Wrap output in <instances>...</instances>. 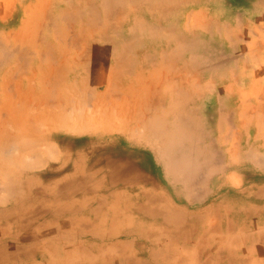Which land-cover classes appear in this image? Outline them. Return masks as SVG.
Returning <instances> with one entry per match:
<instances>
[{
    "label": "rangeland",
    "instance_id": "374dc122",
    "mask_svg": "<svg viewBox=\"0 0 264 264\" xmlns=\"http://www.w3.org/2000/svg\"><path fill=\"white\" fill-rule=\"evenodd\" d=\"M154 17L158 27L175 29L164 35L163 42L159 41L162 31L154 36L148 32ZM93 30L108 32L114 45L135 54L138 62L153 55L148 45L159 47L157 61L146 66L144 74L150 86L161 85L167 100L178 97L174 82L182 79V134L189 126L195 132L189 130L182 138L180 186L169 170V156L156 157L148 148L145 129L110 131L102 118L103 111L120 115L136 106L143 96L140 83L116 86L110 80L112 69L76 74V64L70 59L75 54L68 44L81 31L89 35ZM252 33L257 38L264 35V0H0V97H7L0 106V161L12 165L26 161L30 172L46 174L59 160L47 154L33 158L34 148H41L75 162L84 156L87 165L86 183L82 184L79 174L72 175L73 186L64 197L72 193L74 201L68 205L63 201L60 207L40 201L52 192L49 184L54 180H34L29 197L12 195L5 181L13 173L0 165V220L5 226L0 245H23L28 251L53 248L56 255L66 246L86 249L96 240L90 229L108 230L110 223L102 222H111L124 203L134 201H125L126 194H139L148 201L147 194L152 200L165 201L162 206L175 201L207 204L210 211L208 195L221 176L226 191L222 181L218 188L227 192L228 202L247 187L252 194L244 204L255 202L247 208L264 210V37L262 44L248 45L246 38L255 40ZM178 66L182 67L169 78L160 75L161 70ZM115 93L121 96L112 102ZM30 99L36 103L24 110L25 116L37 124L32 133H24V112L14 105ZM49 118L57 125L55 139L46 138ZM39 161L46 165L38 167ZM21 187L22 191L26 188ZM175 188L182 189L181 199L174 195ZM62 207H69L70 212L57 216L55 212ZM188 212L190 217L198 215ZM69 221L74 230L64 226ZM207 221L213 227L217 223L214 216ZM87 224L91 226L86 232ZM191 256L188 260L195 264ZM70 257L65 258L70 264L86 263L80 253Z\"/></svg>",
    "mask_w": 264,
    "mask_h": 264
},
{
    "label": "bare ground",
    "instance_id": "6f19581e",
    "mask_svg": "<svg viewBox=\"0 0 264 264\" xmlns=\"http://www.w3.org/2000/svg\"><path fill=\"white\" fill-rule=\"evenodd\" d=\"M157 21L158 20L154 17L153 24L148 32L154 36L155 32L159 33L162 31V36L159 41L163 42L166 38L164 35L168 36V33L172 34L175 29L171 26L167 28L158 27V24H156ZM96 30H93L89 35H85V33L81 31L80 35L73 39V43L71 42L70 45L68 44L71 53L75 54L73 58L70 56V59L76 64V74L77 72H82L88 76L92 73L95 74L99 69H112L110 72V80L114 85L126 86L127 84H133V81L140 83L143 96H140L139 99L136 96L138 99V104H136V106L133 105L128 112H118L120 115L103 111L102 118L108 123V130L110 131L124 130L128 132L129 129L133 127L145 129L147 131L146 141L148 143V148L156 153V157L161 155L169 156V160L167 161L170 168L169 170L173 180L177 183L182 176V162L184 160L182 159V138L188 133L187 131L195 129L189 126L184 129V133L182 134V79L175 80L174 82L173 90L178 93V97H170V99L167 100L165 94L162 92L163 90H161V85L158 87L150 86L149 83L151 82H148L144 74V68L157 61L156 51L159 47H153L147 44V48L151 49L153 55L147 56V58L141 61L139 60L138 62L135 54L126 53L123 47L120 48V45H114L110 36L107 35L108 32ZM165 54H169V52ZM168 57H170V55H168ZM112 63H115L114 68L111 67ZM184 66L187 67L188 65L186 64ZM181 67L182 66L174 67L167 71L161 70L160 75L169 78L176 69ZM112 71H116L115 73H118V75ZM152 73L149 75L150 78L152 77ZM228 79L230 80V75ZM51 81L52 80H48L47 84H52ZM243 83L244 81H242V84ZM114 89H116V87ZM31 92L35 93L36 89L33 87ZM136 92L138 95V90H136ZM119 94L115 93V95L112 96V102L121 96ZM1 97L0 106H3L7 97L5 99ZM9 100H11V98ZM35 103L36 101L30 99L25 103L15 104L14 108L19 112H24V110L33 107ZM23 116L26 128L24 133H32L34 124L37 123L32 122V120H27L25 112ZM46 120L47 122L45 125L47 126V130L50 131L49 133L45 132L47 133L46 138L55 139L53 134L57 131V125H55L50 118ZM192 132L194 133L195 130ZM46 138H44V140H47ZM49 143L45 144V146L49 147ZM41 150V148H34L32 157L40 158L47 154L50 158L57 161L59 160V164L57 166L54 165V168L46 174H34L30 172L31 169H26V167H28L26 161L22 163L18 161L17 165L2 163V161H0V165L3 167L2 169L13 173V175L5 181V183L8 182L10 185L11 194L18 196H23V194H25L26 197H29L32 193L31 188L36 181L44 180L46 183L50 180H54V183L49 184L52 192L46 196L45 200L40 199V201H55L58 202L56 205L58 207H60L59 203H61L59 201H74L71 195L72 193H70V198L64 197L65 191L72 188L73 183L71 182V176L74 174H79L82 184L86 183L87 165L86 161H82L84 156H80L78 161L75 162L68 156L59 159L60 157L49 149L45 151ZM28 162L32 163L31 161ZM43 165H46L43 161H39L37 164L38 167ZM233 165L234 164H232L231 167H234ZM16 167H18L17 170L15 169ZM227 168L229 167L227 166ZM220 181H222L223 186ZM179 184L180 183H177V186ZM22 185L26 187L23 191L21 189L24 188L21 187ZM221 186L224 188L223 190L226 191L227 186L222 176L214 181L212 184V195H208L211 198L212 205L210 211L208 210L209 205L207 204H201L199 206L190 205V203L188 205H180V201H175L173 205H177L179 207L177 209L173 205L162 206V203L165 201L152 200L147 194L146 197L148 201H143V196L139 194H126L124 197L125 201L132 199H134V201L130 204L124 203L125 206L121 209L120 214L118 213L113 217L111 222H102L106 224L110 223L108 230L91 228L90 230H92L91 232L96 237V240L86 249L79 251L67 246L64 247L57 252L58 255L55 254V264H70L65 258H69L74 253H80L86 256L80 259L86 262L85 264H190L193 263L191 259L188 260V258L192 257L191 255L196 259L195 264H251L252 262H248L242 252L248 251L249 257H252L253 253L256 255L260 254L261 250L264 251V245L259 247L260 241L262 239L264 240V236L253 234L248 244L242 247L240 253H235L225 248H218V250H216V247H219L224 239V236H222L220 232L226 231L230 233L232 227L238 224L237 218H243L241 219L243 222L240 221V228L245 226H249L250 228L261 226L264 223V210H260L259 208V211L256 207L248 209L244 204V202L247 201V197L252 194V191H248L247 187L246 189L243 187L244 189L235 196L234 193H232L234 200L230 203L225 198L227 192L224 193L222 189L218 188ZM192 187L193 185L191 184L190 188L192 189ZM185 189L188 190L189 186H186ZM42 190L43 188L39 189V192L42 193ZM256 190L259 192L260 187ZM28 191L29 193H27ZM172 191L174 195L181 199V188H175ZM258 196H260V194ZM210 198L203 201L210 200ZM203 206L207 207V209L202 210V208H204ZM63 208L64 207L57 209L55 212L57 216L64 215L65 212H70L69 207H67V209ZM182 211L186 212V214L182 213ZM188 211L198 212V215L190 217V215L187 214ZM210 216H214L216 219L217 224L215 228H213L212 222L207 221V218ZM208 222L210 224L209 226H211L214 231V236L211 239H207L204 233L200 234L195 231L198 228L201 230H204V228L206 229ZM64 226H69V230L75 229L72 227L71 221L64 224ZM89 226H91V224H87L84 231L87 232L86 228L89 229ZM180 226H182V232L179 231L181 229ZM79 239L80 238H78V240ZM58 240L59 239L56 240V243ZM175 241L178 243L181 242V244H177ZM94 252H97L98 255L95 256ZM38 253L40 254L41 252L38 251ZM27 254L26 257L31 260L32 255L29 252ZM39 257L41 258V255ZM35 264L44 263L39 262Z\"/></svg>",
    "mask_w": 264,
    "mask_h": 264
},
{
    "label": "crops",
    "instance_id": "0c3cea01",
    "mask_svg": "<svg viewBox=\"0 0 264 264\" xmlns=\"http://www.w3.org/2000/svg\"><path fill=\"white\" fill-rule=\"evenodd\" d=\"M250 35H251V32H250ZM262 37H264V35ZM262 37L257 38V36L254 35L255 40L253 42H251V38H246V40H247L248 45H251V44L252 45H258V44H262V43H259L261 41ZM263 40H264V38H263ZM59 202H61V203H59L61 205L63 201H59ZM52 203L54 205L58 204V202H54V201H52ZM254 203L255 202L248 203L246 205L249 206V204H250L253 206ZM65 204L68 205V201H66ZM257 210H259V208ZM52 212H54V211H52ZM241 219H243V218H237L238 224L234 225V227H232V231L230 233H228L226 231L220 232L222 234V236H224V239L222 240L221 245L219 247L218 246L216 247V250H218V248H225V249L230 250L232 252L240 253L242 250V247L244 245L248 244V241L250 240V237L253 234H257L259 236H264L263 235L264 234V223L261 225L262 227L256 226V227L250 228L249 226H247V227L245 226L243 228H240V226H241L240 221L243 222V220H241ZM212 221L214 222V219H212ZM216 224L217 223H215L214 227L216 226ZM180 227H181V229L179 231L182 232V226H180ZM198 229L195 230L196 233H200V234L204 233L206 235L207 239L213 238L214 231H213L212 227L209 226V224H208L206 229L204 228V230H201L200 228H198ZM4 230H5V226L2 224V222L0 220V243L3 242L2 240H4V238H2V236H1V235H3ZM179 231H177V232H179ZM22 232H26V228H24V231H22ZM22 232L20 234H22ZM242 234H244V235H242ZM12 238H13V240L17 239L15 235ZM174 238H176V237H174ZM263 241H264L263 239L260 241L259 247L264 245ZM175 242L178 244L177 241H175ZM180 244H181V242H180ZM12 248H14V249H12ZM25 248L26 247L23 245L22 246H15V247L14 246L13 247H10V246L6 247L3 245H0V264H35V263H39V262H43V261H44L43 262L44 264H55V261H54L55 250L53 248L48 249V250L47 249L38 250L35 247L32 251H28V249L27 248L25 249ZM38 251L41 253L39 254ZM28 252L32 255L31 260L28 257H26V254ZM242 253L244 254V257L248 260V262L251 261L253 264H258L261 261L259 264L264 263V259H263L264 258V251L263 250H261L260 254H257V256H255L256 254L253 253L252 257L251 256L248 257V251H245ZM40 255H41V258L39 257ZM48 255L50 256L49 260L47 257Z\"/></svg>",
    "mask_w": 264,
    "mask_h": 264
}]
</instances>
